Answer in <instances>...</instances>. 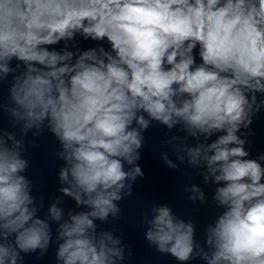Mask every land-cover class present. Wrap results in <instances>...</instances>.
<instances>
[{"label":"clouds","instance_id":"1","mask_svg":"<svg viewBox=\"0 0 264 264\" xmlns=\"http://www.w3.org/2000/svg\"><path fill=\"white\" fill-rule=\"evenodd\" d=\"M77 35L110 50L80 51ZM9 76L0 110L15 131L0 129V264L44 256L53 240L57 264H124L131 251L95 221L119 219L117 202L144 176L137 161L153 122L186 134L163 143L216 185L223 212L202 244L193 221L153 206L145 240L180 264H264V154L246 150L264 110V0H0V82ZM45 130L64 166L61 196L41 217L25 139ZM161 159L178 168L168 153ZM185 191L208 203L200 187ZM62 197L82 210L65 213Z\"/></svg>","mask_w":264,"mask_h":264}]
</instances>
